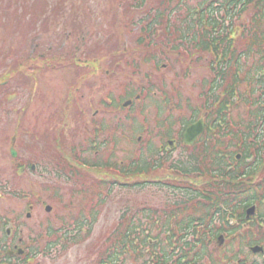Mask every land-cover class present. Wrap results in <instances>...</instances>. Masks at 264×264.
<instances>
[{
  "label": "rangeland",
  "instance_id": "rangeland-1",
  "mask_svg": "<svg viewBox=\"0 0 264 264\" xmlns=\"http://www.w3.org/2000/svg\"><path fill=\"white\" fill-rule=\"evenodd\" d=\"M261 1L0 0V174L12 186L0 187V219L23 210L27 252L0 247V264L169 263L207 235L190 264H261L249 246L264 244V201L257 217L237 207L215 220L211 185L222 180L208 164L211 153L235 159L232 134L252 132L246 140L261 159L237 179L264 181V117L247 113L264 112ZM221 101L229 145L211 152ZM200 122L197 141L185 144L182 133ZM12 150L36 171L19 170ZM142 159L147 170L137 173ZM15 188L35 206L13 200ZM242 193L229 197L238 203L250 195ZM137 219L153 226L136 231Z\"/></svg>",
  "mask_w": 264,
  "mask_h": 264
},
{
  "label": "trees",
  "instance_id": "trees-1",
  "mask_svg": "<svg viewBox=\"0 0 264 264\" xmlns=\"http://www.w3.org/2000/svg\"><path fill=\"white\" fill-rule=\"evenodd\" d=\"M158 17H160V16H157L156 18H158ZM215 24H216V22H215ZM189 26H190L189 24H186L187 31L183 35H190L191 34L190 33L191 31L188 29ZM258 41H259V39H257L255 45L252 43V45L255 46L256 49H258V45H257V43L259 44ZM206 49H207V45H206ZM226 101H229V100H226ZM228 103H231V102H228ZM224 105H225L224 102L221 101L219 103V105H217L218 109L215 110L217 113L220 112V114L222 115L221 121H218V122H215V121L212 122L211 121V124L213 123L212 128H211V134L209 133L211 135V138L213 139V140H211V152L214 151V149L218 146L221 148L224 147V145L227 146L226 143H223L224 137L226 135V133L223 130H225V128L228 127V125H226V127L223 129V125H225L226 115H227V112L225 111ZM258 111H259V109L255 110L254 112L251 111V115L254 116V119L257 117H260V119L262 116L264 117V112L263 111L258 112ZM215 116H217V115H215ZM262 122H264V120H262ZM215 128H217L216 131H215ZM248 129H250V128H248ZM248 133H246V135H243L241 133L240 137H238V136L233 137V139L236 138L237 142H239V144H240V145L238 144L239 146L237 145V150H241V159L236 160V159H234L233 156L232 157L230 156L232 159L230 161H236L237 167H234V169H231L229 167V161L228 160L230 157L228 158V155H226V159H225V158H219L218 156L211 153V173L215 171L217 179L222 180V181H218L215 179V181H214L215 184L213 186L211 185V190L215 191L214 195L211 192V196L214 197L213 203H211V215H216L217 213L221 212V210H223V207H225V209H226L223 212L224 217L228 211H231L230 215H233L234 211L237 210V207L245 208L246 205L250 204L251 201L253 202L254 198H256L255 190L253 188H250L251 187L250 185H244L242 180L237 179V177H239L241 175H246V174L249 175V174H252L254 172V170H252L253 166H251L253 162L248 161L252 156L251 151H253L258 158L260 156V151L258 148L255 149L253 147V144H250V145L246 144V141L244 140V138L246 136H250L252 134V132H248ZM227 135H229V134L227 133ZM241 140H243V142H241ZM212 142H213V144H212ZM255 143H257V142H255ZM262 149H263V147H261V150ZM191 157L198 164L201 161H203L205 158L204 156L199 158L197 155H192ZM259 159H261V158H259ZM205 161H207V160H205ZM147 163H149V162H147L144 159L137 162L136 163V172L141 173V172L146 171L147 170ZM179 168L183 169V167L182 168L179 167ZM192 169L194 170L196 168L193 167ZM240 169L243 172L238 174ZM248 170H250V171H248ZM184 171H186V170H184ZM249 188H250V191H249ZM259 188L262 189L263 192H261V195L264 198V181H263L262 185H260ZM243 189H247L248 194H250V195H247L246 198L239 201L238 203H235L236 197L233 196V198H230L229 196L232 194H235V192H238L237 196L239 198ZM242 195H243V193H242ZM191 198H193V197H191ZM202 198H203V196H202ZM204 198H207V196ZM227 209H229V210L227 211ZM205 217H207V215ZM241 217L243 218L244 214H242ZM148 219L150 221L154 220V219H151L150 217ZM193 220H194L193 218H188V219L183 220V222H182L183 224H180L181 228L188 227V225H190V223L193 222ZM137 221H138V223H137ZM150 221H149V224H147V225L151 227V226H153V224ZM144 224H145V222H143V220L137 219L136 224H133L131 226H135L134 227V228H136L135 230L138 231V228L143 227ZM134 228H132V229L129 228L126 233L127 234L131 233V231L134 230ZM184 232H186V231L184 230ZM136 233H137V235H142V237L144 238L143 241L146 242V234L143 231L141 234H138L139 232H136ZM139 237H141V236H139ZM184 244H186L187 248H190V246H192V243H189V242L184 243Z\"/></svg>",
  "mask_w": 264,
  "mask_h": 264
},
{
  "label": "flooded vegetation",
  "instance_id": "flooded-vegetation-1",
  "mask_svg": "<svg viewBox=\"0 0 264 264\" xmlns=\"http://www.w3.org/2000/svg\"><path fill=\"white\" fill-rule=\"evenodd\" d=\"M12 153H14V157H15V165L20 167L19 170H25V169H30L32 171H36V167H35V163H31V164H27L28 161L24 162L21 158V156L18 154L17 150H12ZM27 169V170H28ZM15 180L19 183H22V178H15ZM10 183V186H9ZM18 185V184H16ZM7 186V187H6ZM0 187L1 188H7L8 187H12L11 186V182H9L8 179L6 178H2L1 174H0ZM14 187V186H13ZM18 188H20V186H18ZM19 191V190H18ZM17 191V189L15 188V191H10V193H12V199L13 200H19L22 201L24 199H26V203H29V206H35V198L33 197H29V194L27 196H23L22 193L19 194V192ZM9 192V190H8ZM19 213L15 212V211H11L10 213V217H8V219H6L4 216L3 218L1 217L0 219V247H3L4 249H11L10 251H17L19 248H21L22 243H23V237H22V232H23V210L18 211ZM27 215V212H26ZM7 236V237H6ZM9 246L7 248V246ZM6 246V247H5ZM23 248V247H22ZM14 255V254H12ZM16 255V254H15ZM17 256H19L17 254ZM20 256H23V254H21Z\"/></svg>",
  "mask_w": 264,
  "mask_h": 264
},
{
  "label": "water",
  "instance_id": "water-1",
  "mask_svg": "<svg viewBox=\"0 0 264 264\" xmlns=\"http://www.w3.org/2000/svg\"><path fill=\"white\" fill-rule=\"evenodd\" d=\"M201 128H202L201 123H197V124H194L191 127H189L187 129V132H193V133L195 132V134H197L201 131Z\"/></svg>",
  "mask_w": 264,
  "mask_h": 264
}]
</instances>
